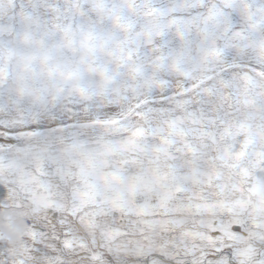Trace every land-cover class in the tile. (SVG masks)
<instances>
[{
    "label": "snow or ice",
    "instance_id": "snow-or-ice-1",
    "mask_svg": "<svg viewBox=\"0 0 264 264\" xmlns=\"http://www.w3.org/2000/svg\"><path fill=\"white\" fill-rule=\"evenodd\" d=\"M0 264H264V0H0Z\"/></svg>",
    "mask_w": 264,
    "mask_h": 264
}]
</instances>
